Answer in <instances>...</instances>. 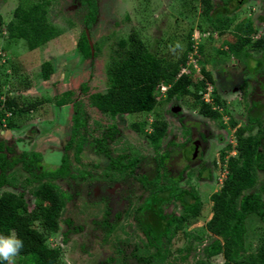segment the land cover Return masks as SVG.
<instances>
[{
    "label": "rangeland",
    "instance_id": "374dc122",
    "mask_svg": "<svg viewBox=\"0 0 264 264\" xmlns=\"http://www.w3.org/2000/svg\"><path fill=\"white\" fill-rule=\"evenodd\" d=\"M95 1L97 13L88 31L93 43V58L85 57L76 45L85 28L84 16L87 9L82 0H52L49 21L60 30L61 35L36 50H28L22 40L8 43L5 49L6 30L5 27L2 28L1 98L11 92L18 94L20 106L37 99H49V102L31 112L14 114L11 119L14 127L0 128V140H4L16 156L24 150L30 157L33 154L40 155L44 167H57L58 159L65 152L69 139L72 117L78 113L93 136L105 135L114 125L113 138L106 140L113 151L112 154L129 155L130 147L141 155L136 171L143 173L146 168H152L157 159L155 151L146 143L144 133L150 131L151 123L155 119L165 121L167 138L163 148L170 152L167 168L171 176L175 177L189 164L190 167L183 173L179 185H192L202 202L200 217L186 222L185 227L179 229L171 240L169 260H173L186 254L184 247L189 241L187 235L203 236L205 233L204 224L212 215L211 195L219 190L227 173L226 163L220 160V152L225 151L226 158L235 155L234 133L239 130L243 135L247 134L244 131L246 121L241 116H247L249 107H253L254 113L259 111L262 114L261 126L264 130V70L255 72L260 63L264 62V57L259 56V52L248 49L251 57L242 65L232 52L228 56L218 53L222 50L230 51L227 45L222 46L221 43L223 40H233L231 32L234 26L245 19H251L254 26H259L256 37L264 33V1L242 0L238 4L236 0H230L223 4L220 0H214V11L221 16L234 17L228 31L221 36L216 31L212 33V30L202 32L198 27L199 13L202 10L199 0ZM17 3L18 0H0V14L5 24L12 19V12ZM134 34L155 56L167 61L175 62L186 52L187 64L180 69L192 74L194 82L203 78L202 66L208 69L217 80L222 101V106L218 108L221 117L211 119L199 114L190 95L163 101L167 89L165 84H162L157 92L158 105L148 113H131L112 118L103 110L104 102L100 107L95 106L91 97L96 93H106L109 85L107 69L112 58L118 53L120 40L128 41ZM188 37L193 43L191 51H185ZM199 44H204L205 52H211L213 56L204 60L197 49ZM44 61H49L53 67V73L46 81L43 80L41 72ZM219 72L223 77L230 79L233 85H223ZM246 74H249L250 78L243 91L238 85ZM206 87L201 96L204 101L211 103L212 86L207 84ZM70 91L72 94L67 97L65 94ZM191 91H194L193 87ZM60 98L66 99L65 106H58L57 100ZM252 104L254 106H251ZM232 121L236 122L235 126L231 125ZM134 122L144 124V133L131 127ZM256 131L257 129L253 133ZM8 155L12 156L10 153ZM70 159L72 173L76 174L77 178L69 183L58 182L61 190L66 191L71 199L65 201L59 230L47 235L46 244L59 250L61 264H101L109 258L114 259L110 264H119L117 248L129 251L134 246L132 243L140 244L142 237L134 229L129 212L119 220L112 232L104 235V230L97 224L104 205L97 199L103 196L109 201V221L113 222L116 212L126 207L131 209L136 201H128L130 188L124 182L132 179L126 177L124 181H118L119 183L102 179L103 167L109 160L93 152L87 142L80 155L81 164L73 162L72 157ZM93 164L99 167L94 168ZM200 169L202 173L198 176ZM83 171H89L99 180L85 184L79 175ZM18 175L21 180L27 177L24 171H19ZM114 176L118 177V174L114 173ZM33 187L34 185L22 189L26 197L30 198L29 209L35 204L30 197ZM19 190L5 186L0 192ZM164 210L177 214L182 212L178 204L165 207ZM65 219L72 222L71 231L65 226ZM147 219L157 230L162 226L156 216L150 214ZM246 226L244 240L246 253L249 254L255 251L259 233L264 230V223L252 218L247 221ZM211 239V235L205 236L201 242L192 239L193 247L186 263L196 264L201 261V264H222L223 258L220 255L205 259L200 250ZM15 264H23L18 260V256L15 257Z\"/></svg>",
    "mask_w": 264,
    "mask_h": 264
},
{
    "label": "trees",
    "instance_id": "16d2710c",
    "mask_svg": "<svg viewBox=\"0 0 264 264\" xmlns=\"http://www.w3.org/2000/svg\"><path fill=\"white\" fill-rule=\"evenodd\" d=\"M199 1L202 10L199 14L198 27L201 31L212 30V33L216 31L220 36L227 32L234 17L221 16L214 11L216 10L214 0ZM229 1L220 0L223 4ZM236 1L239 4V0ZM51 3L52 0H18L12 12V19L6 24L0 14V34L3 27L6 30L7 41L4 48L6 49L10 42L22 40L28 50H36L61 35L60 30L49 21ZM82 3L87 9L84 16L85 28L76 45L80 53L90 58L91 49L86 31L91 29L97 6L94 0H82ZM258 29L259 26H254L251 19L237 23L231 32L233 40H223L221 43L222 46L227 45L230 51L222 50L218 53L228 56L232 52L242 65L251 57L248 49L259 52L258 55L264 57V33L256 37ZM119 44L118 53L112 58L107 69L109 85L106 93H96L91 97L95 106L100 107L104 102L103 110L112 118L131 113H148L158 105L157 92L160 85L165 84L167 89L163 101L177 100L190 95L199 114L211 119L221 117L218 108L222 106V101L215 76L204 66L201 67L203 78L196 82L193 81L192 74L181 73L180 68L187 64L186 52L175 62L167 61L149 51L136 34L130 36L128 41L120 40ZM192 45L189 38L185 51H191ZM204 46L199 44L197 49L206 60L213 55L211 52H205ZM258 67L255 72L263 71L264 62ZM41 72L43 80H48L53 73L49 61L42 63ZM219 78L223 85H233L230 79L223 77L220 72ZM248 78L250 76L246 74L238 85L243 91L248 84ZM207 84L212 86L211 103L204 101L201 96L202 92L206 91ZM192 87L194 91H191ZM71 94L72 92H68L65 95L70 97ZM46 102H49V99H37L20 106L18 94L9 92L3 99L0 95V128L12 129L14 124L11 119L14 114L31 112ZM65 103L64 98L57 100L58 105ZM252 110L253 107H249L246 111L247 116H241L245 118L244 131L247 134L243 135L239 130L234 133L235 155L226 158L225 151L220 152V160L226 163V176L219 190L211 195L212 216L204 224V235H187L189 241L184 247L186 251L184 256L169 260L170 243L176 232L185 227L186 222L200 217L202 202L192 185L188 187L179 185L183 173L190 167L189 164L184 166L177 176H171L167 168L170 152L163 148L167 138V123L158 119L152 121L148 133H144V124L140 122L131 125L135 131L144 133L146 143L157 156L152 168H146L143 173L136 171L141 155L130 147L129 155L112 154L113 151L106 140L113 138L114 125L105 135L93 136L86 128L85 120L78 113L72 117L69 139L65 152L58 159L57 167H44L40 155L33 154L30 157L24 150L16 156L13 149L6 146L4 140H0V189L5 186L20 189L19 192H0V235H8L14 230L17 237L23 241L24 246L18 255V260L23 264H61L59 250L49 247L46 244V237L59 230L65 201L71 199L66 191L61 190L58 182L69 183L77 178L76 174L72 173L70 158L72 157L73 162L81 164L80 155L87 142L93 152L109 160L103 167L102 179L108 182L124 181L126 177L132 179L124 182L130 188L128 201L136 200L133 207L116 212L114 221L110 222L111 211L109 206L104 205L101 218L97 221L104 230V235H108L126 212L131 215L133 227L141 235L142 241L140 244L132 243L134 246L129 251L118 247L119 264H187L193 247L192 239L201 242L205 236L210 235L212 239L200 249L205 259L220 255L223 258L222 264H264V230L259 233L254 252L246 253L244 240L249 219L255 218L264 223V130L261 126L262 114L259 111L254 113ZM235 124V121L231 122L232 126ZM255 129L257 131L253 133ZM9 153L12 156L8 155ZM93 166L99 167L96 164ZM19 171H24L27 177L21 180ZM114 173H117L118 177H115ZM201 173L202 169L198 171V176ZM79 175L85 184L99 180L89 171H83ZM32 185L34 187L30 191V197L35 204L29 209L30 198L26 197L22 189ZM177 204L182 209L180 214L164 210L165 207ZM150 214L156 216L158 222L162 223L158 230L148 221L147 217ZM63 222L71 231L72 222L69 219ZM113 261V258H109L101 264H110ZM0 264L6 262L0 261ZM196 264H201V261H197Z\"/></svg>",
    "mask_w": 264,
    "mask_h": 264
},
{
    "label": "clouds",
    "instance_id": "9594fccd",
    "mask_svg": "<svg viewBox=\"0 0 264 264\" xmlns=\"http://www.w3.org/2000/svg\"><path fill=\"white\" fill-rule=\"evenodd\" d=\"M88 35L90 38L89 32H88ZM92 48H93V43H92ZM91 57L93 58L92 51H91ZM181 73H185V72L181 71ZM23 246H24L23 241L17 237L14 230L11 231L8 235H0V261H4L6 262V264H15V257L19 255Z\"/></svg>",
    "mask_w": 264,
    "mask_h": 264
},
{
    "label": "flooded vegetation",
    "instance_id": "af4514ba",
    "mask_svg": "<svg viewBox=\"0 0 264 264\" xmlns=\"http://www.w3.org/2000/svg\"><path fill=\"white\" fill-rule=\"evenodd\" d=\"M95 1V0H94ZM246 1V0H245ZM86 2V1H85ZM242 2V0H239V3H241ZM95 3H96V1H95ZM200 14V13H199ZM91 57V56H90ZM85 88V87H84ZM86 89V88H85ZM82 91H83V88L81 89ZM85 91V90H84ZM71 92V91H70ZM12 94V93H11ZM66 105V103L64 104V105H58L59 107H62V106H65ZM96 181V180H95ZM118 182V181H117ZM119 183V182H118ZM98 201L100 200L101 201V203L103 204V205H109V201L106 199V197H99L98 199H97ZM103 200H105V202H103ZM99 201V202H100ZM65 226H66V224H65Z\"/></svg>",
    "mask_w": 264,
    "mask_h": 264
},
{
    "label": "water",
    "instance_id": "95a60500",
    "mask_svg": "<svg viewBox=\"0 0 264 264\" xmlns=\"http://www.w3.org/2000/svg\"><path fill=\"white\" fill-rule=\"evenodd\" d=\"M86 35H87V39H88V42H89V45H90L91 51H92V53H93L92 42L90 41V38H89L88 32H86Z\"/></svg>",
    "mask_w": 264,
    "mask_h": 264
}]
</instances>
